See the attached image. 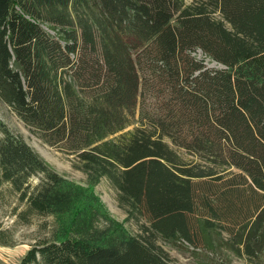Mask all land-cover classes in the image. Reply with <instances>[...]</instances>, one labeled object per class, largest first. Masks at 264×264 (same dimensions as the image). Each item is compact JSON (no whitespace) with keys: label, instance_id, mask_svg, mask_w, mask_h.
<instances>
[{"label":"trees","instance_id":"16d2710c","mask_svg":"<svg viewBox=\"0 0 264 264\" xmlns=\"http://www.w3.org/2000/svg\"><path fill=\"white\" fill-rule=\"evenodd\" d=\"M0 99L144 220L129 233L0 120V200L60 222L18 264H173L160 240L213 233L264 249V0H0Z\"/></svg>","mask_w":264,"mask_h":264},{"label":"rangeland","instance_id":"374dc122","mask_svg":"<svg viewBox=\"0 0 264 264\" xmlns=\"http://www.w3.org/2000/svg\"><path fill=\"white\" fill-rule=\"evenodd\" d=\"M194 0H186L189 5ZM150 110L152 107H148ZM0 120L15 135L21 136L35 151H37L60 175L85 189H91L99 199L109 215L116 221L122 223L125 229L134 235L139 234L140 226L144 223L143 219L127 220V206H122L119 202V192L111 181L104 177L96 186H90L88 173L83 164L75 154H71L62 146H52L37 130L26 125L22 119L0 99ZM140 127L138 116L132 124L125 130L134 131ZM4 134L0 130V138ZM172 148L178 151L172 142L165 140ZM181 156L186 160H192L186 152L180 151ZM33 184L39 183V178H33ZM4 199L0 200V228L8 243L0 242V264H18L26 253L39 241L52 239L54 233L60 228V222L55 216L33 214L28 223H24L17 218L14 208L19 206L18 195L5 193ZM24 209L20 205L18 212ZM212 249L194 250L180 244L178 241L163 242L164 249L169 253L173 264H264V249L258 250L254 243L250 252L237 244L227 241L225 234L212 235ZM239 249L238 255L232 249Z\"/></svg>","mask_w":264,"mask_h":264}]
</instances>
